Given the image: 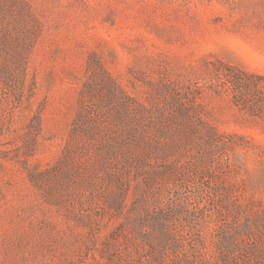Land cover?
Masks as SVG:
<instances>
[{"label": "rangeland", "instance_id": "1", "mask_svg": "<svg viewBox=\"0 0 264 264\" xmlns=\"http://www.w3.org/2000/svg\"><path fill=\"white\" fill-rule=\"evenodd\" d=\"M0 264H264V0H0Z\"/></svg>", "mask_w": 264, "mask_h": 264}]
</instances>
